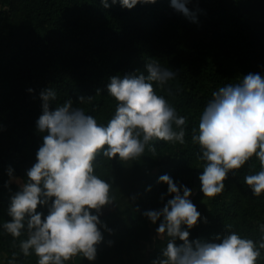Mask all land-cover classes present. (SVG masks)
<instances>
[{"label":"trees","instance_id":"trees-1","mask_svg":"<svg viewBox=\"0 0 264 264\" xmlns=\"http://www.w3.org/2000/svg\"><path fill=\"white\" fill-rule=\"evenodd\" d=\"M108 2L111 6L104 8L100 0H0V224L9 219V198L18 188L15 182L5 187L6 167L24 177L42 143L36 129L40 91L55 89L50 108L71 98L74 106L106 123L116 105L107 95L109 77L143 71L145 61L154 59L178 72L157 91L187 116L185 142L152 141L156 152L146 146L143 156L133 161L97 157L96 173L112 183L113 202L99 213L111 231L101 228L103 240L94 261L77 255L75 263L71 259L66 264H151L168 237H156L157 225L143 213L171 198L167 194L161 200L167 192V184L158 182L162 174L190 187L191 200L207 217L206 223L189 229V239H210L231 225L259 240L264 194L253 196L243 180L246 172L259 170L258 160L253 156L235 174L229 172L221 194L203 197V161L197 159L199 147L191 141V130L213 91L249 72L264 75V0H191L188 7L198 10L197 22L174 10L170 0L138 3L131 9L118 0ZM89 95L92 102L78 101ZM38 211L46 214L47 208ZM22 238L14 241L0 229L2 264L14 252L17 264H36L34 254L20 252ZM257 264H264V250Z\"/></svg>","mask_w":264,"mask_h":264},{"label":"clouds","instance_id":"clouds-1","mask_svg":"<svg viewBox=\"0 0 264 264\" xmlns=\"http://www.w3.org/2000/svg\"><path fill=\"white\" fill-rule=\"evenodd\" d=\"M118 2L131 9L156 0ZM100 3L104 8L111 6L108 0ZM190 3L170 0L174 10L197 22L198 10L190 9ZM177 73L153 59L145 61L143 71L110 76L107 95L116 105L106 123L98 122L83 107L74 106L71 98L50 108L57 96L55 89L49 86L40 91L42 112L36 129L42 134V143L36 160L24 177L14 175L11 165L5 169L9 178L5 187L15 182L18 188L9 198V219L0 224V229L14 241L24 236L18 239L24 256L34 254L36 264H66L77 255L95 260L96 246L103 240L101 228L111 231L99 213L113 202L112 183L95 171L97 157L133 161L143 156L146 146L156 152L152 141L185 142L187 116L178 114L157 91ZM93 99L91 95L78 97L82 103ZM191 131V141L199 147L197 159L203 161L199 173L203 197L221 194L229 172L235 174L234 170L241 169L253 156L259 170L246 172L243 180L253 196L264 194V75L249 72L238 82L213 91L198 126ZM158 182L167 184L161 200L167 194L171 198L143 215L157 225L156 237L168 239L151 264H257L264 250V223L258 225L259 240L232 230L231 225H225L224 232L210 239H189V229L207 222L190 198L193 190L168 174L160 175ZM38 207L47 208V213L38 211ZM16 255L12 254L8 264H17Z\"/></svg>","mask_w":264,"mask_h":264},{"label":"rangeland","instance_id":"rangeland-1","mask_svg":"<svg viewBox=\"0 0 264 264\" xmlns=\"http://www.w3.org/2000/svg\"><path fill=\"white\" fill-rule=\"evenodd\" d=\"M103 210H104V209H101V211H100V212H101V213L105 212V210H104V211H103ZM151 248H152V244H151V245H150V244H148V246H147V249H148V250H150ZM144 255H147V252H146V253H144ZM144 255H143V256H144ZM141 259H142V258H141ZM138 262H140V261H138ZM0 264H2V260L0 261ZM140 264H141V262H140Z\"/></svg>","mask_w":264,"mask_h":264},{"label":"built area","instance_id":"built-area-1","mask_svg":"<svg viewBox=\"0 0 264 264\" xmlns=\"http://www.w3.org/2000/svg\"><path fill=\"white\" fill-rule=\"evenodd\" d=\"M76 258H77L76 256L72 258L73 263L76 262ZM77 264H80V263H77Z\"/></svg>","mask_w":264,"mask_h":264}]
</instances>
